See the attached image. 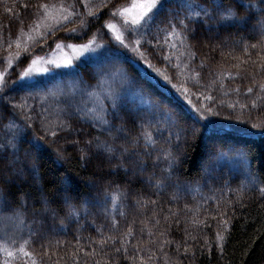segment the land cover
Listing matches in <instances>:
<instances>
[{
  "label": "trees",
  "instance_id": "1",
  "mask_svg": "<svg viewBox=\"0 0 264 264\" xmlns=\"http://www.w3.org/2000/svg\"><path fill=\"white\" fill-rule=\"evenodd\" d=\"M128 1L0 0V66L17 56L0 89V264H264L261 0H164L127 31L153 72L106 31ZM40 5L69 19L23 47ZM95 36L100 55L71 78L15 81L55 43Z\"/></svg>",
  "mask_w": 264,
  "mask_h": 264
},
{
  "label": "rangeland",
  "instance_id": "2",
  "mask_svg": "<svg viewBox=\"0 0 264 264\" xmlns=\"http://www.w3.org/2000/svg\"><path fill=\"white\" fill-rule=\"evenodd\" d=\"M143 2L144 0H129L123 6L115 9L113 12H116L117 15L111 16L110 20L106 24V31L110 39L116 45L114 46L116 49H120L123 53H125L128 58L133 60V62H135V64H137L139 68L142 69V71L153 72L154 70L150 68L146 63H141V54L137 44L127 37V31L137 27V25L132 23V21L138 15L139 9H132L125 15H120V11L123 8L131 9V6L134 3ZM65 15H68V12L60 6L48 7L47 12H45V10L43 9L38 21L28 30L22 31V33L20 34L19 40H21V45L23 47L31 45L36 38L45 35L49 30L64 22L65 19L63 17ZM109 24H112L115 27L109 28ZM118 35L122 37L123 45L116 39V36ZM102 43L103 42L99 40L98 36H95L91 40L80 43L59 41L55 43L51 49L48 47L47 52L30 58L26 66L21 69L19 77L15 81L29 83L36 81L41 77H48L51 74H57L58 81L62 82L63 78H59V76L65 71L66 73H69L68 77L71 78V73L78 65L84 64V62L94 63V60H96V58L100 55L99 53L104 46ZM57 45H60V47H57ZM83 45H90V47L94 49V51L82 52L81 46ZM16 59L17 56H8L4 59L3 67L0 66V75H2L4 78V83L0 84V89L4 86L5 76L12 68ZM33 61H36V63H33ZM57 65H60V67H57ZM28 69L32 70V78L27 81H21L20 76L24 71H27ZM44 69H47V71L45 72ZM68 81L70 83L73 80L71 81L70 79ZM95 97H97V94Z\"/></svg>",
  "mask_w": 264,
  "mask_h": 264
},
{
  "label": "snow or ice",
  "instance_id": "3",
  "mask_svg": "<svg viewBox=\"0 0 264 264\" xmlns=\"http://www.w3.org/2000/svg\"><path fill=\"white\" fill-rule=\"evenodd\" d=\"M163 2H164V0H144L143 3H134L131 6V9L123 8L120 11V15L123 16L126 13L130 12L132 9H139L138 15L132 21V23L142 26L141 21L152 20L153 17H154V14H155L154 10L158 9V7H162ZM24 6L27 7L28 5H24ZM85 6H87V5H85ZM104 6L107 7V4L105 3ZM40 7H42L45 10V12H47L48 5H40ZM73 7H74V5H73ZM186 7L189 10H193L195 8H200V10H201V12H203L204 16L205 17H209V18H214L215 16H219L220 19H225L226 17L223 15V13H228V17L236 15V10L232 6H230V5L222 6V4H219V3L212 5V12H209L208 8L205 7L204 5L197 4V3H191L190 2L189 4H187ZM251 7H256V5L252 4ZM260 9H261V12L264 13V0H261ZM249 11H250V9H249ZM116 15H117L116 12L112 13V16H116ZM63 18L65 20L69 19V17L67 15H65ZM188 18L191 19V17H188ZM239 18L242 19V17H239ZM180 23H183V21H181ZM108 27L109 28H114L115 26L112 25V24H109ZM71 31L75 32L76 30L75 29H71ZM116 39L123 45V39H122L121 36H119V35L116 36ZM17 47H19V44L17 45ZM57 47H60V45H57ZM252 47L255 48V47H257V45H252ZM81 50H82V52L94 51V49H92L90 47V45L81 46ZM33 63H36V61H33ZM57 67H60V65H57ZM261 67L264 68V64H261ZM44 71L46 72L47 69H44ZM31 78H32V70L31 69H28L27 71H24L22 73V75L20 76V80L21 81H27V80H30ZM3 83H4V78H3L2 75H0V84H3ZM18 83H19V81H18ZM21 86L23 87L24 85H21ZM173 87H175V86H173ZM260 89H261L262 92H264V84L260 85ZM236 91H239V89H236ZM247 91L249 93H251L253 91V89L251 87H249ZM205 98L209 99V100L212 99L211 96H207ZM252 105L255 106V101H252ZM113 106L114 107L116 106L115 99L113 100ZM230 107H231V105H230ZM208 110H210V109H206V111H208ZM102 111H103L102 106H99V111L93 113V115H94V117L96 119H99V120H101V121L106 123V121L103 120V116L100 114V113H102ZM58 127L61 130H63L66 127V125L61 124V125H58ZM252 127L256 128V127H258V125L253 124ZM51 135L53 137H55V136H57V132L56 131H52ZM145 136L147 137V139L145 140V143H150L151 142V138L148 137V134H145ZM39 139L41 141H43L44 137H40ZM103 147H105V150L108 151V152H112L113 151L111 146L103 145ZM175 163H176L175 157L171 156V154H169V165H168L169 168H172ZM260 191L264 192V189H260ZM117 199H118L117 196H112V201L114 203L117 201ZM2 219H3V222L6 225H11V226H15L18 222H22L21 215L19 213H17V212H13L12 215H10V216L5 214L2 217ZM218 239L223 240V237L219 236V234H218ZM21 250H23V249H21ZM117 251H119V249H117ZM8 255L11 256L12 253L9 252ZM26 255H27V253H26Z\"/></svg>",
  "mask_w": 264,
  "mask_h": 264
}]
</instances>
